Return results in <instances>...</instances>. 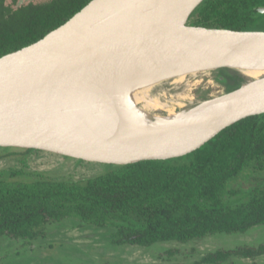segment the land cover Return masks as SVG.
<instances>
[{
	"label": "water",
	"instance_id": "obj_1",
	"mask_svg": "<svg viewBox=\"0 0 264 264\" xmlns=\"http://www.w3.org/2000/svg\"><path fill=\"white\" fill-rule=\"evenodd\" d=\"M106 1L93 0L43 39L0 57V148L114 166L166 162L199 151L242 120L264 115V76L252 80L232 69L264 57V32L189 24L206 0H173L124 28L73 29ZM222 69L249 81L200 105L197 110L224 107L199 122L132 126L95 139L61 126L54 116L65 98L108 81L174 79Z\"/></svg>",
	"mask_w": 264,
	"mask_h": 264
},
{
	"label": "trees",
	"instance_id": "obj_2",
	"mask_svg": "<svg viewBox=\"0 0 264 264\" xmlns=\"http://www.w3.org/2000/svg\"><path fill=\"white\" fill-rule=\"evenodd\" d=\"M92 1L51 0L14 9L0 0V57L43 39ZM261 7L264 0H206L190 19L245 31L262 16ZM224 77L230 92L243 81L238 75ZM250 165L264 168V115L240 121L185 158L116 166L86 181H23L15 179L17 172L11 179L1 173L0 238L34 240L48 224L65 219L111 226L115 244L140 247L244 234L264 225V186L229 200L236 193L228 191V184ZM234 253L262 256L264 245L220 251L193 264L223 263Z\"/></svg>",
	"mask_w": 264,
	"mask_h": 264
},
{
	"label": "rangeland",
	"instance_id": "obj_3",
	"mask_svg": "<svg viewBox=\"0 0 264 264\" xmlns=\"http://www.w3.org/2000/svg\"><path fill=\"white\" fill-rule=\"evenodd\" d=\"M50 1L32 0V3ZM10 2L6 0V4ZM27 2L30 1L24 4ZM189 24H194V20L190 19ZM249 31L264 32V13ZM224 75L238 74L222 69L188 75L181 81L170 79L155 87L151 95L168 103L177 112L197 110L200 105L230 92ZM240 77L243 79L241 85L249 81L246 77ZM167 114L168 111L164 109L151 112L152 116ZM114 167L44 151L25 154L20 149L0 148V174L5 179H11L12 173L17 172L16 180L32 181L40 178L81 182L107 174ZM263 186L264 168L250 165L228 184V191L236 194H230L227 198H240ZM115 233L116 229L111 226L82 225L75 219L53 222L46 226L43 236L34 240L0 238V264H193L220 251L264 245V225L244 234L217 233L187 243L161 242L150 247L117 245L113 242ZM219 264H264V255L245 257L234 253Z\"/></svg>",
	"mask_w": 264,
	"mask_h": 264
},
{
	"label": "bare ground",
	"instance_id": "obj_4",
	"mask_svg": "<svg viewBox=\"0 0 264 264\" xmlns=\"http://www.w3.org/2000/svg\"><path fill=\"white\" fill-rule=\"evenodd\" d=\"M172 1L107 0L91 10L88 17L81 18L73 29L104 32L128 27L162 11ZM232 69L252 80L259 79L264 76V57L233 66ZM186 76L188 75L183 74L174 79L181 81ZM167 80L170 79L118 80L84 88L65 98L54 110V116L58 118L61 126L74 128L92 138L100 139L132 126L183 125L199 122L224 107L222 104L202 110L177 112L168 103H163L159 98L151 95L155 87ZM157 109H164L168 111V114L152 116L151 112Z\"/></svg>",
	"mask_w": 264,
	"mask_h": 264
},
{
	"label": "flooded vegetation",
	"instance_id": "obj_5",
	"mask_svg": "<svg viewBox=\"0 0 264 264\" xmlns=\"http://www.w3.org/2000/svg\"><path fill=\"white\" fill-rule=\"evenodd\" d=\"M25 1H27V0H18V1L16 2V4H15L14 0H11L10 4L8 5V4H6V0H5V5H6V6H11V7H13L14 9H18V8H20V7H22V6H27V5H29V4H32V0H29L30 2H27V3L24 4ZM33 4H34V3H33Z\"/></svg>",
	"mask_w": 264,
	"mask_h": 264
}]
</instances>
